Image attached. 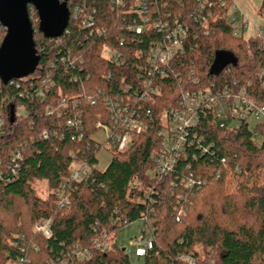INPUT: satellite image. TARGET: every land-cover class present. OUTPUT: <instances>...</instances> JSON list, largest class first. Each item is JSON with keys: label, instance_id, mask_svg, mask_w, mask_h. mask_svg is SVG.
<instances>
[{"label": "trees", "instance_id": "trees-1", "mask_svg": "<svg viewBox=\"0 0 264 264\" xmlns=\"http://www.w3.org/2000/svg\"><path fill=\"white\" fill-rule=\"evenodd\" d=\"M66 4L68 25L56 39L42 36L29 9L38 61L11 78L0 71V210L10 214L8 224L0 221V260L57 264L62 252L79 246L90 257L73 264H132L115 239L124 226L141 221L140 234L152 242L138 257L141 264H264V119L255 135L245 125L218 129L203 120L187 160L166 176L151 174L161 145V113L187 89L236 83L264 107V38L233 36L225 16L234 0ZM174 19L189 29L184 52L167 76L152 77L153 90L142 99L147 56L165 35L154 26L171 28ZM5 35L0 26V45ZM36 68L38 76H32ZM121 101L143 125L135 144L123 151L113 125ZM97 124L108 128L103 142L96 137ZM106 147L111 159L101 171L97 156ZM16 155L20 159L13 164ZM77 165L90 172L72 182ZM190 175L206 180L196 195L180 187ZM37 181L46 182V198L36 195ZM61 186L70 203L59 209ZM42 219L51 220L49 239L33 231ZM102 233L108 240L100 239L97 248L93 242Z\"/></svg>", "mask_w": 264, "mask_h": 264}, {"label": "built area", "instance_id": "built-area-1", "mask_svg": "<svg viewBox=\"0 0 264 264\" xmlns=\"http://www.w3.org/2000/svg\"><path fill=\"white\" fill-rule=\"evenodd\" d=\"M223 5H221L222 7ZM228 14V12H227ZM233 36L241 37L240 33L244 29L243 19H240V27L234 23L235 16L233 14L231 21L228 20ZM222 19V17H218ZM203 21L204 19L201 18ZM167 23L156 24L154 29L156 32L164 30L165 35L159 43L152 47L149 55L147 56V67L144 68L141 75H146L147 81L144 83V96L146 98L148 92L153 90L152 80L154 77L164 78L167 76V71L179 54L184 52V43H187L189 34L186 24H179L177 19L173 21V27H167ZM202 27V26H201ZM137 33L141 31V27L137 26L133 28ZM203 29V28H202ZM203 33L206 34L207 30L203 29ZM195 38L198 37V33L195 32ZM258 37L264 38L262 35ZM117 55L114 59L116 62ZM171 70V69H170ZM153 77V78H152ZM196 83L197 80H196ZM148 88V90H146ZM93 104V102L91 101ZM115 109L117 110V119H114L115 127V143L119 151H123L132 147L137 138L142 132V121L134 111H130L127 104L124 102L116 103ZM22 113V112H20ZM161 128L158 132V136L161 139V145L159 151L156 153L154 160V169L152 173L155 177H163L174 171L178 164H182L187 160V150L191 147L197 137L196 130L199 128L203 120H209L218 129H233L238 128L241 125L247 126L249 131L255 135V125L260 123L264 119V107L258 106L252 102L245 95V88L238 86L234 83L228 86L223 84L222 86L210 83L203 88L197 90L188 89L180 94L177 99V103L171 106L161 113ZM72 125L71 123H68ZM96 128L105 133V138L108 136V128L101 124H97ZM43 137L46 138L47 134L43 133ZM20 159L19 155L12 158L13 164L16 160ZM12 171H14L12 169ZM90 169L87 166L77 167L72 171L70 181H79L85 178ZM219 174H217V177ZM181 185L185 188H201L206 185V180L198 178V180H192L191 175L187 179H183ZM174 187V186H173ZM63 186L56 192L57 206L59 209L67 207L69 202V194L64 192ZM33 231L43 239H49L52 235V223L50 219H42L37 221L33 226ZM105 238V234H101L99 238L94 239V246L99 248V240ZM136 243H139L137 248V257L143 255L146 250L151 249L150 239H136ZM102 249L105 248V246ZM36 250V248H34ZM63 258L60 263L68 264L67 259L71 264L82 261L90 257L88 250L81 249L79 246H72L66 252H62ZM0 264H24V260L18 261L8 260L1 261ZM49 264H55L53 262Z\"/></svg>", "mask_w": 264, "mask_h": 264}, {"label": "water", "instance_id": "water-1", "mask_svg": "<svg viewBox=\"0 0 264 264\" xmlns=\"http://www.w3.org/2000/svg\"><path fill=\"white\" fill-rule=\"evenodd\" d=\"M67 0H0V71L6 78L25 74L38 61L28 8L38 16V31L46 39L63 35L69 21Z\"/></svg>", "mask_w": 264, "mask_h": 264}, {"label": "rangeland", "instance_id": "rangeland-1", "mask_svg": "<svg viewBox=\"0 0 264 264\" xmlns=\"http://www.w3.org/2000/svg\"><path fill=\"white\" fill-rule=\"evenodd\" d=\"M261 6H262V0H234V4L228 8V11H227L228 12V14H227L228 20L231 21L232 16L234 14V16L236 17L234 20V23L240 27V24H241L240 19H243V24H245L246 26H244V29L242 30L240 35L244 40H249L250 38H255L256 36H259V35H262L264 37V15L260 13ZM30 12H31V15H33V16H31L32 22L36 23L38 21V19H35L34 13H33L34 11L30 10ZM37 70H38L37 68L35 70H33L31 75L32 76H38ZM20 112H21V110L17 109V111H16L17 116L21 115ZM96 137H97L99 142H103L105 139V133L100 131L99 133H97ZM97 158H98L97 168L102 171L107 167V165L109 164L110 159H111L108 148L107 147L102 148L99 151ZM74 168H76V166ZM74 168H73V170H74ZM205 186L206 185L202 186L201 188H197V190H195V191L191 187L190 189L188 188V191L192 192L193 193L192 195H194V194L196 195V193H198ZM33 187H34V190H35V193L37 196H39L40 198H46L47 193H48L47 192L48 189H47V184L45 181L34 182ZM180 187L185 188L182 185ZM153 188H155V187H153ZM169 188H172L170 191V193L172 194V192H174L173 188H175V187L172 186ZM69 203L70 202H68V205H69ZM68 205H66V206H68ZM185 210L186 209L184 207L178 210V212L176 214V220L177 221L182 215H184ZM9 216H10V214H8L6 212L3 213V211L0 210V221L1 222H7V224H8V222L10 220ZM141 228H142V222L141 221L132 223L130 225H126L122 229L119 230V232L116 236V239H115V241L117 242L119 247L123 248L126 251V253L129 255V257H130L129 260L131 261L132 264H141V261L137 257L138 256L137 255V248H139L140 246H139V243L135 242V240L138 238L141 240L148 239L147 237L143 238L142 235L140 234ZM140 235H141V237H140ZM105 237H106V235H105ZM107 240H108V238H107ZM106 243H108V242H106ZM196 251L200 255V260L205 261L206 256H203V254H202L203 251L201 250L200 246H196Z\"/></svg>", "mask_w": 264, "mask_h": 264}, {"label": "flooded vegetation", "instance_id": "flooded-vegetation-1", "mask_svg": "<svg viewBox=\"0 0 264 264\" xmlns=\"http://www.w3.org/2000/svg\"><path fill=\"white\" fill-rule=\"evenodd\" d=\"M28 9H30V10H33L34 11V9H31V8H28ZM34 13V16L36 15V13H35V11L33 12ZM31 16H33V15H31ZM30 16V17H31ZM37 16V15H36ZM32 18V17H31ZM37 19H38V16H37ZM39 23V22H38Z\"/></svg>", "mask_w": 264, "mask_h": 264}]
</instances>
